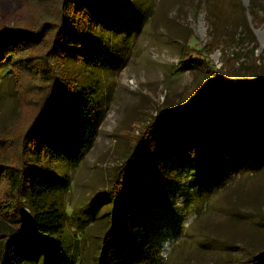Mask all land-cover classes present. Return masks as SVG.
<instances>
[{
	"label": "rangeland",
	"instance_id": "rangeland-1",
	"mask_svg": "<svg viewBox=\"0 0 264 264\" xmlns=\"http://www.w3.org/2000/svg\"><path fill=\"white\" fill-rule=\"evenodd\" d=\"M37 3L0 0V26L25 18ZM93 35L105 58L74 72L85 89L97 87L102 121L80 161L48 167L69 179L61 194L65 261L73 254L80 264H238L264 251V140L253 143L243 125L213 133L200 164L184 158L179 144L166 145L167 119H158L186 104L189 89L205 81L204 62L210 69L237 62L247 77L264 70V0H106ZM205 45L217 50L207 55ZM6 70L0 66V131L21 101ZM136 158L146 169H128L125 180L144 189L151 208L140 220L132 217L102 255L107 191Z\"/></svg>",
	"mask_w": 264,
	"mask_h": 264
},
{
	"label": "trees",
	"instance_id": "trees-1",
	"mask_svg": "<svg viewBox=\"0 0 264 264\" xmlns=\"http://www.w3.org/2000/svg\"><path fill=\"white\" fill-rule=\"evenodd\" d=\"M36 1L28 5L32 12L25 18L0 26V66L7 68L5 75L21 97L15 119L10 117L0 131V264H80L73 254L65 261L69 250L59 247L67 211L61 194L68 188V175L48 167L57 160L80 161L102 121L97 87L85 89L74 70L105 58L103 47L94 48L92 31L106 0ZM249 42L258 46L255 38ZM203 49L209 55L217 47ZM235 63L210 69L204 62L201 72L209 76L189 89L186 104L162 111L158 119H167L162 135L171 150L179 144L184 158L202 164L211 134L241 125L253 143L264 140V70L254 68L247 77ZM136 160L125 164L107 191L109 225L99 236L102 255L132 217L140 220L151 208L144 202V189L125 180L128 169H146ZM238 264H264V251Z\"/></svg>",
	"mask_w": 264,
	"mask_h": 264
}]
</instances>
